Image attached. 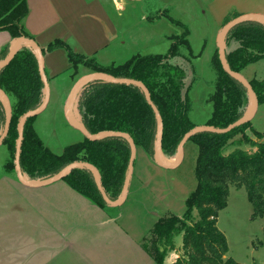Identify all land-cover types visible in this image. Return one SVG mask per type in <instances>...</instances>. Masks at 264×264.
<instances>
[{"label": "trees", "instance_id": "trees-1", "mask_svg": "<svg viewBox=\"0 0 264 264\" xmlns=\"http://www.w3.org/2000/svg\"><path fill=\"white\" fill-rule=\"evenodd\" d=\"M28 12L27 0H0V31L9 32L13 38H30L23 27ZM184 28L183 34L171 37L166 54H139L118 66H104L95 58L75 52L63 40L51 43L43 49V54L62 48L74 68L83 65L94 72L142 82L163 118L164 155L176 158L183 137L196 126L190 118L191 102L187 94L189 80L194 75L193 64L181 52L182 47L190 50L189 29ZM225 43L229 66L243 74L249 66L264 60V23L250 20L236 25L226 35ZM233 43L236 47L231 46ZM11 46L9 43L3 48L0 60L8 56ZM213 66L217 73L215 91L210 97L214 110L206 125L226 128L245 116L250 95L241 82L225 72L218 53L213 58ZM248 81L259 106L263 105L264 78ZM0 88L8 95L12 107L11 128L3 147L10 156L5 169L14 172L19 119L40 107L45 96L39 58L32 47L23 46L9 64L0 68ZM76 106L81 122L91 133H128L137 147L155 161L158 121L141 87L92 80L81 88ZM36 118H30L25 124L20 160L22 171L30 180L48 179L76 161H86L99 170L110 199L115 201L121 197L131 156L130 144L125 138L108 137L98 141L85 138L55 154L36 132ZM5 123L6 108L0 99V137ZM190 142L199 148L198 183L186 200V212L182 216L167 213L160 218L149 231L151 240L148 237L142 247L156 264H164L175 249V237L182 234L181 254L171 264H241L227 256L229 244L217 225L218 216L227 207L230 185L234 184L247 191L254 218H264V131L256 130L250 120L229 133H198L186 145ZM243 145L251 149L245 150ZM231 146L237 147L226 153ZM63 181L98 207L109 208L91 170L76 168Z\"/></svg>", "mask_w": 264, "mask_h": 264}, {"label": "rangeland", "instance_id": "rangeland-1", "mask_svg": "<svg viewBox=\"0 0 264 264\" xmlns=\"http://www.w3.org/2000/svg\"><path fill=\"white\" fill-rule=\"evenodd\" d=\"M233 2L180 0L173 8L162 10V14L171 16L190 31V50L182 47L181 52L193 64L194 75L189 80L187 94L191 102L190 118L196 126L206 125L214 110L210 101L217 81L213 58L216 53L219 54L220 31L236 13L237 8H231ZM242 3L243 8L247 6ZM161 23L162 29L173 34L185 31L184 26L173 23L170 18H162ZM261 62L245 71L244 76L250 80L254 76L264 78V60ZM82 67L85 74L93 73L90 68ZM64 96L53 93L48 108L37 116L34 124L46 147L55 154H61L67 146L85 139L61 114ZM252 123L256 130L264 131V104L258 108ZM234 147L237 146L227 148L226 153ZM242 148L251 149L249 145H243ZM198 155V146L192 142L187 144L182 164L174 170H168L170 176L164 174L165 178L172 177L175 182L172 179L161 180L154 197L143 195L139 201L141 205L138 202L135 208L131 207L132 201L129 206H121L119 210L109 206L107 209H111V212L105 214L115 217L114 226L95 229L93 225L102 220L101 214L92 216L90 210H85L89 207L78 208L79 205L85 206V202H82L84 196L63 181L60 182L62 188L54 189L48 186L36 189L24 185L15 171L5 169L10 156L5 147H0V264H156L148 261L138 250L143 248L148 237L151 240L148 234L157 219L159 221L167 213L182 216L186 212V200L198 183ZM65 184L67 188L63 189ZM67 195H72V199L67 198ZM54 201L58 207L66 206L67 210L70 207L71 211L75 210L72 217L56 223L49 212L53 209ZM130 207L133 210L126 216ZM253 213L245 188L230 185L228 205L219 212L217 225L228 240L227 256L241 264H264V218H254ZM89 226L94 231L92 237L88 235L91 232ZM79 230L83 231V235L75 233ZM181 247L182 234L175 237V249L170 252L175 255V260L181 254ZM129 249L134 251L133 254L126 252Z\"/></svg>", "mask_w": 264, "mask_h": 264}, {"label": "crops", "instance_id": "crops-1", "mask_svg": "<svg viewBox=\"0 0 264 264\" xmlns=\"http://www.w3.org/2000/svg\"><path fill=\"white\" fill-rule=\"evenodd\" d=\"M178 1L180 0H27L29 12L23 20V27L26 34L35 40L42 50H46L56 40H63L75 52L95 58L104 66H118L139 54L154 55L168 52L172 43L171 37L181 34H173L162 29L160 26L162 18H170L176 24L178 22H174L171 16L162 14V10L173 8ZM237 1L240 2L237 3L234 0L231 3V8L236 7L237 10L227 22L242 15L264 16V0ZM242 2L247 6L243 8ZM14 39L9 32L0 31V53L7 44H12ZM231 46L236 47L234 43ZM44 59L46 75L50 84V100L53 93L66 95L61 101V114L66 118L64 112L66 100L78 80L87 74L84 73V69L82 70L83 65L78 66V70L72 66L65 49L60 48L46 52ZM260 63L263 62L253 64L245 71ZM254 78L255 76L251 79ZM167 171L168 169L160 167L154 160H151L142 148H138L129 196L123 207L129 206L132 201L131 207L135 208L143 195L144 197L145 195L154 197V192L158 191L157 185L161 183V180L169 179L170 181L172 179L171 181L175 182L172 177L165 178L164 174L170 176ZM62 181L48 185L47 188H62L60 185ZM65 188H67L66 184L63 189ZM132 191L134 193L130 195ZM71 197L73 196L67 195V198L72 199ZM82 202H85V206L79 205L78 208L89 207L85 210H90L92 216L101 214L102 220L98 222L99 224L93 225L95 229L114 226L115 217L105 214L106 212L110 213L111 209H102L86 198ZM52 204L53 209L49 212L56 223H61L67 217H72V213L75 211H71V207L68 210L65 208L66 206L58 207L55 201ZM139 205H141L140 202ZM131 207L125 213L126 216L133 210ZM89 229L93 230L91 226ZM91 232L88 235L92 237L94 231ZM75 233L83 235L82 230L75 231ZM139 249L138 251L146 256L148 261L155 263L143 248ZM126 252L130 255L134 251L129 249ZM174 258L175 255L170 253L164 264H171L175 260Z\"/></svg>", "mask_w": 264, "mask_h": 264}, {"label": "water", "instance_id": "water-1", "mask_svg": "<svg viewBox=\"0 0 264 264\" xmlns=\"http://www.w3.org/2000/svg\"><path fill=\"white\" fill-rule=\"evenodd\" d=\"M250 20L259 21V22L264 23V16L263 15L249 14V15H242V16H239L237 18H234L233 20L229 21L222 28V30L219 33V37H218L219 58H220V62L222 64L225 72H227L230 76H232L233 78H235L236 80L241 82L246 87V89L248 90V93L250 95V105L248 107L247 113L245 114V116L242 119L236 121L235 123L229 125L226 128H217V127H214L211 125L195 126L193 129H191L188 133L185 134L182 141L180 142L179 147H178V154H177L176 159L173 163H171L169 161H165L163 159V156L165 157L164 152L162 150V137H163V130H164L163 118L161 116L159 109L157 108V106L152 101L151 94H150L148 88L142 82L137 81V80H133V79L116 78L110 74L103 73V72H93V73H90L88 75L83 76L75 84L74 88L70 92V94L66 100V103H65L64 112H65V117H66L68 123L72 127H74L75 129L79 130L84 135V137L89 139L90 141H98V140L108 138V137H123L130 144L131 156H130V160H129L127 176H126V179L124 182L122 195L118 200H115V201L110 199V197L108 196V194H107V192H106V190L102 184L101 174H100L99 170L97 169V167L95 165L89 163V162H86V161H76V162L70 164L69 166H67L65 169H63L57 175H54L53 177H50L48 179L30 180L23 173L20 160H21V151H22V145H23V140H24L25 124L27 123V121L30 118L39 116L40 114H42L47 109V106H48L49 101H50V84H49V80H48L47 75H46L45 59H44L43 50L41 49L39 44L35 40H33L31 38L24 37V36L15 38L14 42L12 43V46H11V49H10L8 56L5 59L0 60V68L9 64L11 62V60L14 58V56L18 53L19 50H21V48L23 46L32 47L35 50V52L39 58L40 74H41L42 80L44 82V90H45V96H44V100H43V103L41 104V106L35 110H31V111H28L27 113H25L19 119V122H18V134H19V136H18V140L16 143L15 172H16V175H17L19 181L21 183H23L24 185L30 187V188H41V187H45V186L51 185L55 182L63 180L64 177H66L68 174H70L76 168H87L93 172L95 179H96L97 187H98L99 191L101 192V194H102V196H103V198H104V200L108 206H110V207H121L126 203L128 196H129V192H130L131 182H132L133 176H134L135 162H136V158H137L138 147L135 144L134 139L128 133L121 132V131H103V132H98V133H91L86 128V126L81 122V118L79 116L77 106H76V98H77L81 88L85 84H87L89 81H92V80L100 79V80H106V81L119 83V84H127V85L133 84V85H137V86L142 88V90L144 91V93L146 95L147 101L152 106V108L156 114V118L158 121V134H157V140L155 143V162L160 167L168 169V170H174L182 164L183 159H184L185 145L192 136H194L198 133H201V132H211V133H217V134L229 133L232 130H234L235 128L244 124L245 122L252 120L255 117V115L257 114V111L259 108V102H258L257 95L254 92V90H253L250 82L248 81V79L243 74L235 72L231 69V67L229 66V64L227 62V58H226V54H225V49H226L225 39H226V35L228 34V32L233 27H235L236 25H238L242 22H245V21H250ZM0 99L2 100V102L4 103L5 108H6V123H5L4 130L2 132V135L0 137V147H2L6 137L9 134L10 128H11L12 107H11V102H10L8 95L1 88H0ZM251 107H252V110H251ZM75 115L77 116L78 119H75V117H74Z\"/></svg>", "mask_w": 264, "mask_h": 264}, {"label": "bare ground", "instance_id": "bare-ground-1", "mask_svg": "<svg viewBox=\"0 0 264 264\" xmlns=\"http://www.w3.org/2000/svg\"><path fill=\"white\" fill-rule=\"evenodd\" d=\"M251 110H252V107H251ZM74 117H75V119H78L76 115H75ZM163 159H164L165 161H169V162L173 163V162L175 161L176 158H168V157H166V156H165V157L163 156Z\"/></svg>", "mask_w": 264, "mask_h": 264}]
</instances>
